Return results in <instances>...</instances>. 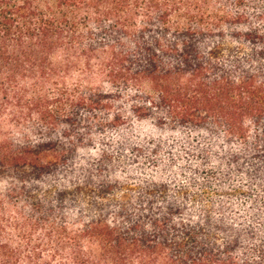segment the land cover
<instances>
[{
	"label": "trees",
	"instance_id": "trees-1",
	"mask_svg": "<svg viewBox=\"0 0 264 264\" xmlns=\"http://www.w3.org/2000/svg\"><path fill=\"white\" fill-rule=\"evenodd\" d=\"M0 264H264V0H0Z\"/></svg>",
	"mask_w": 264,
	"mask_h": 264
},
{
	"label": "rangeland",
	"instance_id": "rangeland-1",
	"mask_svg": "<svg viewBox=\"0 0 264 264\" xmlns=\"http://www.w3.org/2000/svg\"><path fill=\"white\" fill-rule=\"evenodd\" d=\"M127 99H128V98L123 99V100H122V103H126V102H127ZM134 124H135V123H134ZM109 134H111V133H109ZM111 136H112V137L114 136L113 132H112Z\"/></svg>",
	"mask_w": 264,
	"mask_h": 264
}]
</instances>
